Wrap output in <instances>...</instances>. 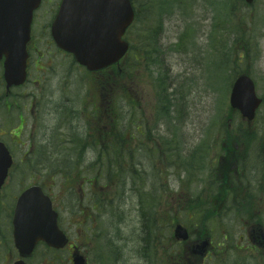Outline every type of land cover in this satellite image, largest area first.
I'll list each match as a JSON object with an SVG mask.
<instances>
[{
	"label": "rangeland",
	"instance_id": "rangeland-1",
	"mask_svg": "<svg viewBox=\"0 0 264 264\" xmlns=\"http://www.w3.org/2000/svg\"><path fill=\"white\" fill-rule=\"evenodd\" d=\"M137 1L145 2L146 0ZM179 1L182 8H173L172 12L167 13L171 15L161 19L164 22L162 31L159 30L160 21H153L155 10L151 14L144 13L142 15L145 36L144 46L147 45L148 35L151 32L159 42L155 45L150 44V47H155L157 52L154 53V51L150 50L154 55L141 69V73H138L139 77H141L140 86L155 81L157 75L168 71V75L165 77V85H168L167 91L173 94V99H176L177 102L176 110L171 109V111H174L173 114H175V116L171 114V120L157 121L156 128L162 133L163 140L167 141L168 146V149L161 154V159L157 158L154 161L152 153L151 158L149 156L150 150H152V142H154L153 138L159 141L158 132L153 131V135L148 137L143 135L140 138L141 143L138 145L141 149L136 151V155L139 158V160H136V164L138 162L141 164L142 161H145L148 165L146 169L148 174L145 172L146 178L142 184L143 189L149 195L147 197L148 204L155 205L152 208L153 215L150 217L157 218L158 215L165 213L161 228L162 243H166L168 240L171 241L170 236H172L175 221L188 227L194 233L193 238L200 232V229L195 228L184 214L177 215L176 212V217L174 216L171 220L168 219V214L175 215V211L177 209L180 210L181 206L184 207L189 204V200L196 194L203 195L207 192V167L219 154L217 133L223 130L222 127L224 125L227 126L228 123L233 125L235 119L240 120L239 117H235L228 122L227 118H221L226 115L227 110L226 102L224 105L220 102L223 101L222 93L225 95L227 84L225 83L224 86L221 84L219 87L221 82H218V77L222 69L215 70V63L218 60L216 54H218L219 46H221L222 50L228 51V59L235 60L229 66H239L238 70H240L245 65L243 61H240L242 60L240 55H243L242 52L245 51L243 50L244 43L246 47L248 46L246 39H250V36L247 34L243 42L239 33L248 32L251 34V50L253 51L258 34V49L260 50L258 72L264 69V0H254L249 6H246L243 1L241 3L237 1V5L234 8L227 6L226 9L221 4L224 0ZM215 24L221 27H215ZM232 26L235 30L232 31L231 29L229 31ZM177 44L179 47L177 50L168 48ZM213 44L217 45L216 48H214ZM245 61H249V59H245ZM222 76L224 80L226 77L225 70ZM212 83H215L214 87L216 88L209 85ZM172 88L174 89L173 91H171ZM217 88L221 90H217ZM174 93L177 95L175 96ZM259 119L261 120L262 118L260 117ZM124 122L125 120L121 124H124ZM204 146L208 147V150L204 149ZM197 148L207 154L201 153L194 160L193 155ZM49 150L50 148L47 147L48 152ZM54 150L53 157H57L59 160L65 155V151L54 154L59 150H63L62 148L55 147ZM88 154L93 156L90 150ZM191 161H194V171H192ZM42 162L44 165H48V159L42 160ZM54 163L57 164V161L55 160ZM140 164L135 167L139 168L140 166V169L144 170L142 164ZM97 169L72 170V172L91 177ZM65 171L68 172V175L71 173V170ZM55 172L56 170L50 171L49 176H54ZM43 173H46L45 169L38 170L40 179ZM118 174V177L115 178L118 182V198L114 205L118 209L128 210L126 222L123 220L117 223L119 230L117 234L108 232L98 234L99 224L98 229L95 231H86L87 235L90 234L94 244L102 243L104 237L109 239L110 236H115V240H118L119 245L125 249L122 252L123 255L124 252L128 255L119 264H150L136 253V249L141 245L139 239L142 236L143 219L140 221L138 213L140 205L137 198L130 191V181L128 180L127 182L129 170L128 168L121 169ZM102 176L104 178L108 175L103 173ZM53 178L55 183L53 189L57 191L59 183L64 179V175L57 172ZM96 187L98 189L99 186L97 185ZM87 189L88 185L86 184L83 186V190L86 192ZM77 192L79 193L76 187L70 197H68L69 205L72 204L71 200L78 195ZM180 198L183 199L179 201ZM66 203L68 202L66 201ZM260 205L262 215L258 214V216H260L259 220L262 222L258 221V224H264V205ZM105 213L108 214L109 212ZM63 216L67 220L69 218L68 212H64ZM240 218L243 226L250 227L252 234L255 235L257 231L259 232L257 224L250 217L241 215ZM242 224L239 221H226V225L229 228V241L245 246L246 240L243 238L244 229ZM147 225L148 221L145 222L146 227ZM155 227L158 229L156 223ZM83 231H79L73 226L68 229L72 241L82 240L80 232ZM78 245L80 246V244ZM226 248L223 257L208 261L207 264H251L248 258L242 257L249 255L254 250L245 249L244 247L241 251L237 249L231 250L229 245ZM55 256L56 258L62 256V259H64V262L56 260L55 264L67 263V251L55 253Z\"/></svg>",
	"mask_w": 264,
	"mask_h": 264
},
{
	"label": "flooded vegetation",
	"instance_id": "flooded-vegetation-1",
	"mask_svg": "<svg viewBox=\"0 0 264 264\" xmlns=\"http://www.w3.org/2000/svg\"><path fill=\"white\" fill-rule=\"evenodd\" d=\"M61 2L62 0H41L33 11L30 39L26 46L27 80L21 88H6L3 78V58L0 59V141L6 145L12 157V164L0 186V264H11L19 259L13 240L12 216L19 194L29 186L39 185L36 182L37 177H35L37 176L35 169L39 167L37 148L44 149L46 146L51 149L55 146L52 131L56 127H60L62 122L57 118L58 116L62 115L65 119L68 117V113L77 115L75 100H72L75 94L72 96L68 94V88L65 87L67 83L61 85L60 82H50V78L55 77L58 71L72 73L76 70L79 72L84 70L75 62L70 53L59 49L53 41L52 25L58 16ZM256 59L258 95V51ZM107 72L111 75L114 74L112 67ZM111 75L107 76L109 82H99L100 85L96 89L100 101H102L100 106L104 101L106 111H111L112 108L108 107V104L118 90V84L112 81L113 76ZM84 95H86V90ZM13 107L16 109V113L10 115V110ZM24 127L28 128L27 138H36V142L31 141L27 146L23 142ZM60 130H62V125ZM235 134L237 135L238 132H226L227 144L223 147L224 154L220 164V176L225 192L209 194L208 201L213 208L216 207L218 201H238L240 206L245 208V212H254V221L259 232L257 231L255 235L252 234L250 227H246V231L251 234L252 247L263 250L264 242L258 235L264 231V224H258V213L261 212L258 209L261 207L258 204V198L260 201L262 200L261 192L258 197V182L261 181V174L264 172L262 168H258V130L255 133V146L245 145V142L239 144L236 140H231L230 138ZM42 189L51 197L53 205H55L57 199L51 195L50 187ZM64 193L67 191L64 190ZM58 203H60L59 200ZM56 207L59 213L58 224L60 228L67 231L68 224L61 215L62 206L57 204ZM79 212L87 213V206L84 205L82 208L79 205ZM88 216L90 217V215ZM39 246L42 249L40 254L42 258L36 264H54L53 248L43 244H39ZM70 247L71 245L68 249ZM36 248L31 256L24 260L26 264H34ZM70 254L71 252L69 257ZM98 259L99 264H104L102 255L98 254ZM111 259L114 263L118 261V251L111 250Z\"/></svg>",
	"mask_w": 264,
	"mask_h": 264
},
{
	"label": "water",
	"instance_id": "water-1",
	"mask_svg": "<svg viewBox=\"0 0 264 264\" xmlns=\"http://www.w3.org/2000/svg\"><path fill=\"white\" fill-rule=\"evenodd\" d=\"M251 3L253 0H245ZM39 0H0V56L4 54V76L7 86L20 84L25 78V45L29 39L32 10ZM13 11L11 16L10 12ZM112 14L103 20L89 12ZM6 16V20L3 19ZM132 20L129 0H63L53 25L56 43L74 54L76 60L94 69L118 59L126 44L120 40L125 27ZM259 100L254 95L252 81L241 76L233 85L230 105L249 119ZM11 157L0 142V183L6 175ZM28 206L29 208H27ZM176 236L186 238V231L176 228ZM14 238L21 255H28L37 240L57 245L63 235L56 224V214L39 188H30L18 199L14 214ZM207 242L197 246L205 250ZM18 264H21L19 262ZM75 264H82L76 260Z\"/></svg>",
	"mask_w": 264,
	"mask_h": 264
},
{
	"label": "trees",
	"instance_id": "trees-1",
	"mask_svg": "<svg viewBox=\"0 0 264 264\" xmlns=\"http://www.w3.org/2000/svg\"><path fill=\"white\" fill-rule=\"evenodd\" d=\"M177 1H178V0H177ZM237 1H239V3L242 2V0H224L223 2H221V4L223 5V8H225V9H226L227 6H229L230 8H231V7L234 8V7L236 6ZM166 3H167V5H168V0L166 1ZM168 8H169V5H168ZM228 17H230V16H228ZM216 26H218V25L215 24V27H216ZM229 29H232L233 31L235 30V28H234L233 26L230 27ZM243 33H244V32H241V33H239V35L242 36ZM215 90H216V89H215ZM239 125H240V124H239ZM123 140L125 141L126 139H125V138H122V141H123ZM125 145H126V144L122 142L121 146L124 147ZM122 153H123L124 156H127V155H128L127 153H124V152H122L121 150H118V151H117L118 156H122ZM194 160H195V159H194ZM193 162H194V161H192V163H193ZM149 216H150V215H149ZM150 219L152 220V225H151V227H150V235H149V237H150V252H149V256H150V258H152V257H156V256H158V252H157V250H158L159 245H160V244L162 245V243H160V238H158L157 235H156V230H157V228L155 227V223H156L157 226H158V219L155 218V217H153V216L150 217ZM198 223H199V221H198ZM147 238H148V233L145 232V233H144V242H146ZM158 241H159V242H158ZM169 244H170V243H166L165 248L163 249V252L166 251L167 256H169L170 253H171V252H170L171 247H170ZM219 255L222 256V253H221V252L216 253V256H219ZM172 257L176 259V256H172Z\"/></svg>",
	"mask_w": 264,
	"mask_h": 264
},
{
	"label": "bare ground",
	"instance_id": "bare-ground-1",
	"mask_svg": "<svg viewBox=\"0 0 264 264\" xmlns=\"http://www.w3.org/2000/svg\"><path fill=\"white\" fill-rule=\"evenodd\" d=\"M179 1V0H178ZM177 0H168V5H169V7L171 8V9H173V8H178V9H180V8H182V5H181V3H179ZM159 30H161L160 28H159ZM174 48V47H173ZM177 50V49H176ZM144 56V55H143ZM140 62H141V64L143 63V57L141 56L140 57ZM127 73V72H126ZM128 74H129V72H128Z\"/></svg>",
	"mask_w": 264,
	"mask_h": 264
}]
</instances>
